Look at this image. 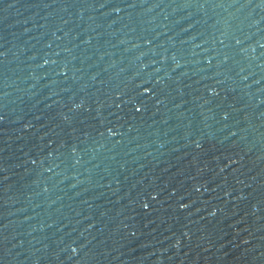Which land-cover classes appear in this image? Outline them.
Instances as JSON below:
<instances>
[{
	"label": "water",
	"instance_id": "water-1",
	"mask_svg": "<svg viewBox=\"0 0 264 264\" xmlns=\"http://www.w3.org/2000/svg\"><path fill=\"white\" fill-rule=\"evenodd\" d=\"M0 264H264V0H0Z\"/></svg>",
	"mask_w": 264,
	"mask_h": 264
}]
</instances>
